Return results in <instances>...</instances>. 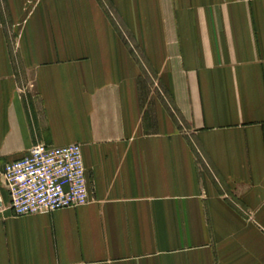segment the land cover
Returning a JSON list of instances; mask_svg holds the SVG:
<instances>
[{"label":"crops","instance_id":"crops-1","mask_svg":"<svg viewBox=\"0 0 264 264\" xmlns=\"http://www.w3.org/2000/svg\"><path fill=\"white\" fill-rule=\"evenodd\" d=\"M40 143L88 204L10 209ZM0 198V264H264V0H0Z\"/></svg>","mask_w":264,"mask_h":264},{"label":"built area","instance_id":"built-area-1","mask_svg":"<svg viewBox=\"0 0 264 264\" xmlns=\"http://www.w3.org/2000/svg\"><path fill=\"white\" fill-rule=\"evenodd\" d=\"M1 180L10 195V209L17 216L75 208L90 201L79 143L37 144L24 157L7 162Z\"/></svg>","mask_w":264,"mask_h":264},{"label":"rangeland","instance_id":"rangeland-1","mask_svg":"<svg viewBox=\"0 0 264 264\" xmlns=\"http://www.w3.org/2000/svg\"><path fill=\"white\" fill-rule=\"evenodd\" d=\"M149 95H150V93L149 92H146V94L144 95V98L147 100L149 98Z\"/></svg>","mask_w":264,"mask_h":264}]
</instances>
